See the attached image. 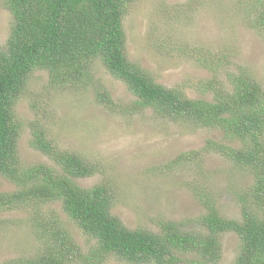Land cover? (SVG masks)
Instances as JSON below:
<instances>
[{
  "label": "trees",
  "instance_id": "1",
  "mask_svg": "<svg viewBox=\"0 0 264 264\" xmlns=\"http://www.w3.org/2000/svg\"><path fill=\"white\" fill-rule=\"evenodd\" d=\"M133 1L2 0L12 22L0 48V174L17 188L0 191V212L23 209L31 203L38 206L29 218L32 232L42 239L35 255L5 264H102L109 256L128 264H216L222 258L221 236L228 231L236 233L240 241L233 264H264V87L241 66L227 74L229 87L216 75L197 84L196 90L211 93V100L189 97L180 87L158 82L126 51L124 16ZM237 3L248 25L264 31V0ZM192 54H200V63L213 72L219 70L214 68L215 60L222 67L227 59L218 53L209 60L203 50ZM94 61L124 82L135 96L132 112L150 108L157 117L170 122L222 131L223 140H207L206 149L227 155L235 167L253 176L250 187L237 192L243 195L239 220L224 216L202 191L199 197L207 201L206 212L199 218L202 229L185 230L170 220H160L158 231L128 228L112 213L116 199L112 182L85 187L75 181L94 175L99 166L78 153L61 149L49 138L39 123V112H47L36 99L30 104L35 115L27 121L30 145L53 164L23 166L18 142L24 123L17 117L16 104L29 93L31 76L46 71L49 87L76 90L78 85L95 84ZM94 93L95 101L105 108L123 109L127 105H118L102 85ZM198 153H181L174 162H190ZM55 202L96 241L86 252L54 209L49 215L42 211L43 205ZM4 221L0 220V230Z\"/></svg>",
  "mask_w": 264,
  "mask_h": 264
},
{
  "label": "rangeland",
  "instance_id": "2",
  "mask_svg": "<svg viewBox=\"0 0 264 264\" xmlns=\"http://www.w3.org/2000/svg\"><path fill=\"white\" fill-rule=\"evenodd\" d=\"M241 14L237 0H134L124 16L127 54L158 82L180 87L192 98L211 100L212 94L197 91V84L216 75L229 87L227 74L241 67L264 87V31L251 28ZM11 22L12 15L0 0V48ZM195 50L206 52L209 60L218 53L225 54L226 63L219 67L215 60L214 68L219 70L213 72L200 63V54H192ZM92 67L95 84L78 85L76 90L49 87L46 71L31 76L29 93L16 104L17 117L24 123L18 142L23 166L53 164L30 145L27 121L35 115L30 104L36 99L47 112H39V123L49 138L61 149L99 166L94 175L75 181L85 187L112 182L116 195L112 213L128 228L158 231L160 220H170L185 230H200L199 218L206 212L207 202L199 197L202 191L224 216L239 220L243 195L237 192L247 190L253 176L235 167L227 155L206 149L207 140H223L222 131L170 122L157 117L150 108L132 112L131 103L136 98L125 83L98 61ZM101 85L118 105H127L113 110L99 105L94 89ZM191 151H199L198 157L182 164L174 162L179 154ZM16 188L0 174V191ZM36 208L31 203L23 209L0 212V220H5L0 230V264L33 256L41 249L42 239L32 232L29 218ZM52 209L83 252L96 243L63 213L59 202L43 205L42 211L49 215ZM221 243L222 258L216 264H233L240 243L237 234L223 233ZM102 264L128 263L109 256Z\"/></svg>",
  "mask_w": 264,
  "mask_h": 264
}]
</instances>
